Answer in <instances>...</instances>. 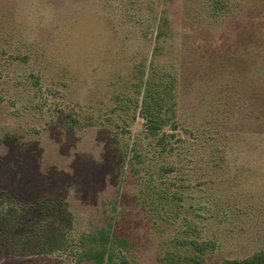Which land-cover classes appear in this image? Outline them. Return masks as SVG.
<instances>
[{
    "label": "rangeland",
    "instance_id": "rangeland-1",
    "mask_svg": "<svg viewBox=\"0 0 264 264\" xmlns=\"http://www.w3.org/2000/svg\"><path fill=\"white\" fill-rule=\"evenodd\" d=\"M152 63L157 135L115 100ZM175 238L264 249V0H0V264H165Z\"/></svg>",
    "mask_w": 264,
    "mask_h": 264
},
{
    "label": "trees",
    "instance_id": "trees-1",
    "mask_svg": "<svg viewBox=\"0 0 264 264\" xmlns=\"http://www.w3.org/2000/svg\"><path fill=\"white\" fill-rule=\"evenodd\" d=\"M160 35L161 33H156V37ZM176 86L177 77L169 69L156 68L153 63L148 70L144 64L137 65L129 81L124 84L125 89L115 95V100L118 101L117 107L123 110H137L138 114L145 120L147 130L152 134H156L166 126L175 128L174 120L177 117ZM158 142L164 144L162 138ZM134 156L138 157L137 154ZM41 239L38 249L36 246L33 247L34 239H26L27 243L31 244L30 250L36 248L33 249V253L51 252L64 246L63 233L55 225L45 227ZM174 240L175 248L167 250L160 257L165 264H208L206 253L209 249V243L207 241L177 238ZM218 264H264V249L241 258H226Z\"/></svg>",
    "mask_w": 264,
    "mask_h": 264
}]
</instances>
